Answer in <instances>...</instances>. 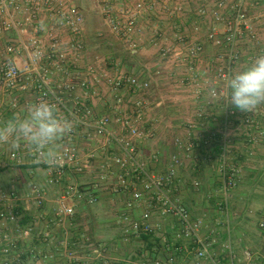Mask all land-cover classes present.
<instances>
[{"label": "built area", "instance_id": "obj_1", "mask_svg": "<svg viewBox=\"0 0 264 264\" xmlns=\"http://www.w3.org/2000/svg\"><path fill=\"white\" fill-rule=\"evenodd\" d=\"M197 1L195 15L209 19L202 39L198 25L194 34L177 28L168 36L159 26L150 32V45L157 47L165 64L172 62L180 67L176 76L193 108L185 117L183 133L173 139L166 172L157 174L141 163L138 149L139 141L152 139L155 133L156 121L149 117L151 80L120 70L119 65L112 75L99 76L88 61L85 16L71 0H0V29L17 33V50L27 57L23 67L0 63V87L12 90L23 81L26 91L29 82L37 92L34 103L41 99L55 103L58 111L75 122L61 151V164L49 167L43 163L46 186L61 185L71 172H84L73 146L78 129L84 128L101 140L99 149L103 152L111 146L118 149L119 155L107 160L105 168L117 177L120 187L133 190L129 208L133 203L147 206L139 220L124 225L121 244L125 253L117 257L106 243L88 236L81 248H75L71 237L76 213L72 203L86 197L89 204H95L100 183L82 188L69 185L53 201V212L33 214L22 212L20 203L30 200L41 211L47 202L46 188L32 184L25 199L15 192H0V264H242L228 224V239L222 241L215 229L193 217L173 189L180 184L179 169L187 162L210 165L219 183V211L228 216L232 194L241 180L243 158L253 155L247 149L254 150L264 141V105L248 113L228 105L226 80L264 51L257 29L264 12L255 10L262 0H218L215 6L209 0ZM97 5L111 34L132 51L139 48L134 37L145 33L147 16L160 11L182 20L190 9L183 0H97ZM19 15L20 21L16 18ZM46 21L48 45L42 34ZM29 28L33 33L30 36ZM60 30L66 38L59 35ZM249 43L253 52L247 55ZM55 75L59 76L57 81ZM100 77L115 95V112L105 116H99L89 104L95 98L105 99L98 86ZM213 88L216 97L210 95ZM75 96L84 102L71 108L65 99ZM4 158L11 161L10 165L22 164L19 152L0 148V161ZM89 158L94 159L95 154L91 152ZM36 164L42 163L37 159ZM193 185L200 190L202 184L197 179ZM154 210L174 222L171 230L152 224ZM124 220H128L126 215ZM259 228L264 232V221ZM153 236L158 239L150 247L143 238ZM44 247L49 250L43 251Z\"/></svg>", "mask_w": 264, "mask_h": 264}, {"label": "crops", "instance_id": "obj_2", "mask_svg": "<svg viewBox=\"0 0 264 264\" xmlns=\"http://www.w3.org/2000/svg\"><path fill=\"white\" fill-rule=\"evenodd\" d=\"M183 1L190 4V9L188 8L189 10H187L182 20L173 19L171 18L172 16L160 11L154 16H147L145 18L143 23L145 33L142 36L138 35L134 37V40L139 44V48L136 51H132L133 54L139 56L145 38L148 40L147 45H150V32L155 26L161 27L168 36H172V33L177 28L186 30L188 34H194L195 27L198 25L202 32L199 38L202 39L204 37L206 28L209 26V19L198 18L195 15L198 7L197 3H200V1ZM209 1L213 6L218 2V0ZM255 10L264 12V0L260 2V5ZM82 12L85 16V12L83 10ZM16 18L20 21L21 16L19 15ZM262 22L258 26L261 24L263 26L259 30V34L261 46L264 47V19ZM87 23L88 21L85 19L84 36ZM42 26V34L46 37L45 42L48 45L50 41L47 34L48 22L46 21ZM261 32L263 33L261 34ZM28 33L29 36L33 34L31 28H29ZM58 33L62 38H66L64 31L60 30ZM84 39L86 42V36ZM17 45V33L0 29V63L10 62L19 67H23L26 64L27 57L22 51L17 50ZM9 49L11 50L9 51ZM252 50L253 46L249 43L246 46L247 55L251 54ZM209 53H213L212 49L209 50ZM133 67L132 73L130 71L126 72H130V74L136 75L139 78L151 80L152 87L149 98L151 99L152 107L149 117L156 121L154 126L155 133L151 141H148L149 138L138 142L140 161L153 173H163L166 172L167 164L173 153V139L175 136L183 133V123L187 115L184 118L182 117L181 120L183 119V121H179L178 123L172 122L169 125L168 121L174 118L173 116L175 115L172 114L182 112L180 109L181 104H178L176 101H181V99L186 100L187 97L185 98L182 94L185 91H182L183 86L179 79H174L176 83H179V88L170 85L171 89L169 90L170 94L168 97L170 102H167V105L162 109L161 100L158 98L159 94L156 93V90L159 93L163 92L160 89V85H166V82L160 83L158 86L162 78H158L153 70L146 72L138 64H135ZM245 67L242 66L241 69ZM102 68L98 69L99 76L104 75ZM106 68L108 70V66ZM114 69L116 70V67ZM119 69L125 71L121 67ZM53 78L54 81L58 80L57 75ZM99 80L98 86L102 95H105V99L100 100L95 98L89 104L94 106L99 116H105L115 112V95L110 90L112 98L109 100L106 97L107 89L105 91V88L108 87L103 84L101 77ZM26 85V91H23V81L12 90L0 87V123L6 121L13 114L22 115L27 106L34 103L37 92L31 83L27 82ZM164 90L167 91V88ZM126 96L128 97L129 94H126ZM65 101L71 108L80 106L84 102L83 99L81 101L76 100V96L73 99L66 98ZM58 112L61 116H64L60 111ZM166 125L172 127V129H167ZM77 133L73 146L77 149L82 159L84 172L82 174L69 173L66 180L58 186H46L45 166L43 163L40 165L36 164V160L38 159L37 154L30 151L26 146L21 145L19 149H14L7 145L0 146L6 152H19L22 162V164L16 166L15 164L10 165L11 161L5 158L0 161V192H15L25 199L31 185L34 183L40 184L47 191V202L41 211H38L30 200H24L20 203L22 212L33 214L34 212H53V201L69 185H76L82 188L95 182L100 183L101 187L96 194L98 199L95 204H89L86 197L72 203L76 213L73 226L70 229L71 237L73 238L75 248H81L84 245V237L88 236L95 242L106 243L115 256L124 257L125 250L121 244L123 227L131 221L139 220L143 212L146 211L147 206L144 203L140 205L133 203L132 208H129L128 205L132 200L133 190L131 188L124 189L120 187L117 177L112 171L105 168L107 160L119 155L118 149L111 146L113 148L103 152L99 149L101 140L92 137V130L79 128ZM161 135L165 136L163 140L160 139ZM66 142V138L61 142V151ZM247 150L251 151L253 155L243 158L241 180L237 189L232 194L228 216L219 211V183L215 171L210 165H194V162H187L185 166L179 169L180 184L177 185V188L173 189V193L190 210L194 218L202 220L205 225L215 229L222 241L228 239L226 235L228 224L231 231V242L239 253L240 258L243 259L242 264H264V232L259 228V224L264 221V141L254 150ZM91 152L95 154L94 159L89 158ZM157 156L159 157L158 159ZM197 179L202 184L200 190L194 189L193 184ZM154 212L152 224H161L171 230L174 222L171 219L162 217L160 213H157V210H154ZM124 215L127 216L128 220H124ZM81 218L84 221L83 227L80 226L81 224H78ZM27 221L25 220V222ZM149 238V241L144 240V242L150 243V247H153L158 238L156 236ZM44 250L47 251L49 249L44 247Z\"/></svg>", "mask_w": 264, "mask_h": 264}, {"label": "clouds", "instance_id": "obj_3", "mask_svg": "<svg viewBox=\"0 0 264 264\" xmlns=\"http://www.w3.org/2000/svg\"><path fill=\"white\" fill-rule=\"evenodd\" d=\"M229 89L228 105L248 113L264 105V51L240 71L226 78ZM210 95L217 96L213 88ZM75 122L61 116L57 105L41 99L0 123V146L19 149L21 145L37 154L41 163L57 167L63 159L61 142L69 136Z\"/></svg>", "mask_w": 264, "mask_h": 264}, {"label": "rangeland", "instance_id": "obj_4", "mask_svg": "<svg viewBox=\"0 0 264 264\" xmlns=\"http://www.w3.org/2000/svg\"><path fill=\"white\" fill-rule=\"evenodd\" d=\"M74 5L78 6L81 10L85 12V19H87L88 23L86 25V38L87 42H85L87 47V54L89 56L90 63L98 70L101 69L104 75H112L115 71V67L119 65V67L123 68L126 71H132L134 70L133 66L135 64H138L141 68H143L146 72L153 70L154 73H156V76L160 79V83L166 82V85H160V89L163 90V92H160L156 90V93L159 95V99L161 100V108L163 109L164 106L167 105V102H170L169 97V90L171 89L170 85H173L176 88H179V83H176L174 79H178L176 76V73L178 70H180V67L177 64H174L172 62L166 63L161 59L159 54L157 53V47H153L152 45H147L148 40L145 38L143 42V47L140 50L139 54V61L130 63L131 61H126L123 63V57L127 55L128 51H132L129 46L126 44L120 42L117 38H115L108 26L104 24L102 21V17L100 14V10L97 5V0H71ZM263 23V22H262ZM263 28L262 24L258 26L257 29L260 30ZM186 31V30H185ZM187 32V31H186ZM263 32H261L262 34ZM146 37V36H145ZM108 66L105 69V67ZM149 68V69H148ZM153 68V69H152ZM131 69V70H130ZM129 72V73H130ZM133 72V71H132ZM131 72V73H132ZM128 73V72H127ZM178 74V73H177ZM59 78V76L57 75ZM167 88V91L164 89ZM173 88V87H172ZM106 97L110 100L112 98V93L109 88H105ZM182 91H185L182 93L185 98L187 97L188 93H186V90L182 88ZM180 105V109L182 112H176V114L173 116L174 118L171 121H168V124L170 125L172 122L178 123L181 120V118L188 115L192 110V105L190 104V101L186 98L181 99V101H176ZM167 129H172V127L166 125ZM165 136L161 135L160 139H164ZM148 141H151L149 139ZM150 143V142H147ZM83 219L81 218L80 221H78V224H81L80 226L83 227Z\"/></svg>", "mask_w": 264, "mask_h": 264}, {"label": "trees", "instance_id": "obj_5", "mask_svg": "<svg viewBox=\"0 0 264 264\" xmlns=\"http://www.w3.org/2000/svg\"><path fill=\"white\" fill-rule=\"evenodd\" d=\"M86 34V32H85ZM87 42V41H86ZM138 59H139V56L136 54H133L132 51H128L127 52V55L123 57V63L126 62V61H131L130 63L132 64L133 62H138ZM127 63V62H126ZM143 240L145 241H149L150 238L149 237H144Z\"/></svg>", "mask_w": 264, "mask_h": 264}]
</instances>
